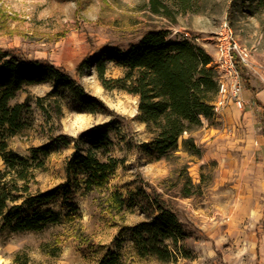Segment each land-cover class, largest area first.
Instances as JSON below:
<instances>
[{"label":"rangeland","instance_id":"rangeland-1","mask_svg":"<svg viewBox=\"0 0 264 264\" xmlns=\"http://www.w3.org/2000/svg\"><path fill=\"white\" fill-rule=\"evenodd\" d=\"M166 4L157 13L149 0H0V50L63 68L105 107L81 112L65 97L44 101L45 112L37 100L51 91L50 83L29 86L13 101L28 100L32 115L8 139V149L27 158L33 149L48 147L31 189L62 186L43 207L60 221L38 232L0 231V264H17L19 252L28 256L27 264H100L109 250L120 252L124 264H162L140 258L129 232L156 215L155 200L173 210L182 226L177 264H264V6L259 0H191L187 10ZM225 21L248 54L241 66L245 107L229 105L203 119L164 158L139 120L138 97L106 89L95 68L78 74L85 59L106 48L128 49L153 30H166L173 40L181 39L171 36L175 30L187 31L215 54V36ZM124 74L110 63L105 77ZM94 128L108 134L96 155L119 165L106 186L87 192L83 176L67 167L74 152L87 153L90 145L80 137ZM190 136L201 156L185 151L183 140Z\"/></svg>","mask_w":264,"mask_h":264},{"label":"trees","instance_id":"trees-1","mask_svg":"<svg viewBox=\"0 0 264 264\" xmlns=\"http://www.w3.org/2000/svg\"><path fill=\"white\" fill-rule=\"evenodd\" d=\"M167 2L187 10L191 0H149L153 12L157 13L161 12V7L168 8ZM259 4L264 6V0H259ZM169 35L166 30L150 31L139 44L128 49L106 48L85 59L77 69L78 74L83 75L95 68L106 89L119 88L138 97L139 120L153 135L152 145L158 158L176 151L183 135L199 127L203 119L210 120L215 116L213 108L219 90V73L212 56L198 44L173 40ZM110 63L124 70L123 78L108 80L105 77ZM241 66L239 64L240 71ZM46 83L52 85L51 91L37 100L45 112L48 109L44 101L59 102L65 97L71 98L81 112L98 113L105 108L63 68L0 50V156L4 161V169L0 170V231L38 232L60 221L52 209L43 207L49 206L62 191V186L36 193L31 189L36 170L44 165V159L39 156L46 158L48 147L33 149L27 158L8 149V139L24 130L32 115L28 100L13 101L27 87ZM49 106L52 107V103ZM80 138L86 140L90 147L86 154L80 151L73 153L67 172L82 175L85 191L91 192L106 186L119 161L112 157L101 160L96 155L108 141L105 131L94 128ZM183 146L192 155L202 154L192 136L183 140ZM116 200L121 208L123 201L120 198ZM154 206L157 213L151 220L129 227L137 255L162 264H177V244L183 237L179 218L158 200ZM28 260L22 252L15 256L17 264H27ZM100 264L124 262L120 252L109 250Z\"/></svg>","mask_w":264,"mask_h":264},{"label":"built area","instance_id":"built-area-1","mask_svg":"<svg viewBox=\"0 0 264 264\" xmlns=\"http://www.w3.org/2000/svg\"><path fill=\"white\" fill-rule=\"evenodd\" d=\"M171 36H179L180 40H188L195 44L199 41L187 31L175 30ZM215 40L216 53L213 63L219 73V90L213 111L217 116L229 105H235L240 110L244 109L245 101L242 97L244 84L239 64H247L248 54L242 49L233 29L226 21L216 33Z\"/></svg>","mask_w":264,"mask_h":264},{"label":"crops","instance_id":"crops-1","mask_svg":"<svg viewBox=\"0 0 264 264\" xmlns=\"http://www.w3.org/2000/svg\"><path fill=\"white\" fill-rule=\"evenodd\" d=\"M209 45H204L203 48L212 56V58H214L215 54L211 53V51L208 49ZM244 91V90H243ZM242 97H243V93H242ZM235 106V105H232ZM236 107V106H235ZM237 108V107H236ZM3 160V159H2Z\"/></svg>","mask_w":264,"mask_h":264}]
</instances>
